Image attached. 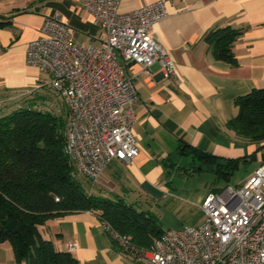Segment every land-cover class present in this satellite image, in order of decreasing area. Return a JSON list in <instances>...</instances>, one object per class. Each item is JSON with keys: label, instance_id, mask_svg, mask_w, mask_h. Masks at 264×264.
<instances>
[{"label": "crops", "instance_id": "obj_1", "mask_svg": "<svg viewBox=\"0 0 264 264\" xmlns=\"http://www.w3.org/2000/svg\"><path fill=\"white\" fill-rule=\"evenodd\" d=\"M83 1L0 0V107L4 112L30 104L41 108L43 91H52L45 83L47 76L25 58L27 43L39 36L47 14L58 13L74 39L84 45L98 44L105 38L104 29L84 10ZM154 1L157 0H120L119 11L127 12ZM163 1L168 14L153 25L152 32L172 56L177 78H164L158 64L149 68L151 76L138 64L126 66V74L134 77L138 92L132 128L139 154L129 162L113 160L103 171L96 185L98 190L88 191L120 196L134 205L138 200L147 201V209L167 226L162 231L182 225L173 212L167 219L169 213L159 215L154 211L147 196L151 190L160 192L163 198L197 205L209 191H214L194 192L187 198L169 187L165 175L179 168L177 158L189 156L179 154L181 142L222 161L234 159L237 168L243 164L248 168L244 182L264 162V140L240 138L226 126L237 111L234 99L264 87V0ZM225 25L243 28L232 45L236 65L214 59L203 38L207 30ZM201 217L200 213L193 224ZM39 232L57 249L69 251L79 264H139L113 242L92 210L49 218L39 226ZM0 264L25 262L14 259L11 244L5 241L0 243Z\"/></svg>", "mask_w": 264, "mask_h": 264}, {"label": "built area", "instance_id": "obj_2", "mask_svg": "<svg viewBox=\"0 0 264 264\" xmlns=\"http://www.w3.org/2000/svg\"><path fill=\"white\" fill-rule=\"evenodd\" d=\"M119 3L83 1L84 10L104 29L100 43L78 42L59 14L51 13L25 50L26 62L45 74L46 85L64 100V152L76 173L93 183L113 160L129 162L139 154L132 128L138 92L126 66L138 64L151 76L149 68L158 64L164 78H177L172 56L152 32L168 14L165 1L127 12L119 11ZM199 207L198 223L166 228L149 247L133 244L128 235L101 222L139 264H264V162L243 184L209 191Z\"/></svg>", "mask_w": 264, "mask_h": 264}, {"label": "trees", "instance_id": "obj_3", "mask_svg": "<svg viewBox=\"0 0 264 264\" xmlns=\"http://www.w3.org/2000/svg\"><path fill=\"white\" fill-rule=\"evenodd\" d=\"M242 32L243 28L225 25L207 30L203 38L214 59L236 65L232 45ZM234 104L237 111L226 122L227 128L246 140H264V87L238 95ZM67 116V108L57 114L33 104L10 112L0 107V243L11 244L19 263L79 264L69 251L57 249L39 232L47 219L76 211H95L101 221L128 235L137 246L149 247L162 233L153 211L137 209L120 196L90 193L82 187L63 149ZM178 151L198 159L196 169L206 165L225 180L237 168L236 160H219L187 142H181Z\"/></svg>", "mask_w": 264, "mask_h": 264}, {"label": "rangeland", "instance_id": "obj_4", "mask_svg": "<svg viewBox=\"0 0 264 264\" xmlns=\"http://www.w3.org/2000/svg\"><path fill=\"white\" fill-rule=\"evenodd\" d=\"M42 80H44V77H42ZM45 88L47 89L48 87ZM43 93V98H40L41 109L57 114L66 110V104L60 95L50 90L48 91V89L44 90ZM8 111L10 112L11 109ZM176 162L179 168L171 170L169 174L165 175V180L169 182V187L182 197L190 198L194 192L199 193L202 190L216 191L227 183L241 185L247 178L248 168L243 164L233 171L228 180H225L217 177L205 165H203V170H196L195 168L200 165V161L190 155L185 159L177 158ZM76 177L86 191L98 190L96 187L98 183H92L81 174L76 173ZM147 196L148 200L151 201L149 204L152 205L151 207H153L154 211L158 212L159 215H168L169 213L166 216L167 219L172 216L171 214L173 212L174 216L178 218L182 225L180 227L192 225L194 220L200 216V207L196 203H183L180 199L163 198L160 192L153 190ZM145 203L147 201L143 199L138 200V202H135V206L137 209H147L148 207L145 206L147 205ZM159 226L161 229L167 227L160 220Z\"/></svg>", "mask_w": 264, "mask_h": 264}]
</instances>
